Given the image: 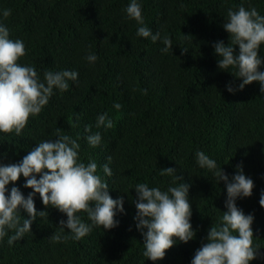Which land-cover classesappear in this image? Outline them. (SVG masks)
<instances>
[{
	"label": "trees",
	"instance_id": "1",
	"mask_svg": "<svg viewBox=\"0 0 264 264\" xmlns=\"http://www.w3.org/2000/svg\"><path fill=\"white\" fill-rule=\"evenodd\" d=\"M128 2L0 0V13L10 9L8 17L0 15V22L9 28L11 39L25 44L19 63L34 66L41 77L46 69L79 73L77 81H69L68 90L54 91L20 134H0V164L18 163L39 141L55 139L59 128L78 140L80 160L96 161L109 194L124 198L116 227H93L80 240L53 241V235H67L60 226L66 214L46 208L36 194V210L46 212L37 214L31 231L12 245L4 237L0 264H190L206 242L208 229L226 210L227 195L223 181L196 165L197 150L215 159L229 177L239 165L253 179L252 194L238 198L236 204L254 216L253 245L260 249L250 264H264V207L259 204L264 191V95L256 81L227 91V84L236 88L242 78L230 69L220 70L213 49L214 42H229L223 28L229 8L243 4L264 15V0H140L145 24L172 40L166 53L160 50L161 40L136 36L138 25L123 11ZM89 52L97 56L94 64L85 59ZM260 55L264 56V45ZM114 102L121 108L115 109ZM103 112L113 121L106 131L95 127L97 114ZM97 130L102 140L93 148L85 137ZM105 163L111 176L103 173ZM167 167L174 173L162 175ZM173 176L189 184L195 236L177 241L163 259L153 262L143 256V236L134 220V186L166 188ZM24 180L21 175L6 187L15 185L27 197L32 189L23 186ZM20 215L22 222L27 214L21 209ZM81 219L89 222L86 213Z\"/></svg>",
	"mask_w": 264,
	"mask_h": 264
},
{
	"label": "clouds",
	"instance_id": "2",
	"mask_svg": "<svg viewBox=\"0 0 264 264\" xmlns=\"http://www.w3.org/2000/svg\"><path fill=\"white\" fill-rule=\"evenodd\" d=\"M123 11L126 19L134 20L138 27L136 36L150 38L152 42L161 40L164 47L161 52L172 48V40L153 33L144 21L140 0H129ZM3 17L10 15V9L0 13ZM223 28L229 33V42L217 41L213 44L217 55V66L220 70H229L236 77L242 78L234 88L226 85L227 91L243 89L245 85L256 81L259 91L264 95V56L260 48L264 45V15L255 7L227 10ZM238 46V52L235 50ZM186 50V49H185ZM26 54L24 41L11 39L9 28L0 22V134H20L30 116L38 115L49 102L54 91H66L69 81H77L76 70L46 69L41 77L37 69L18 61ZM85 59L94 64L96 54L89 52ZM113 107L121 105L114 102ZM113 121L107 112L98 113L95 127L111 128ZM86 131H89L86 126ZM87 143L95 148L102 140L99 130L85 137ZM80 144L57 128L55 139L41 140L27 152L18 163L0 164V242L7 236L8 245L22 238L31 231V225L37 214L33 197L39 194L41 202L47 207L58 209L66 214V220L60 221L61 231L67 229V235H53V241L71 238L80 240L93 227L112 229L119 224L115 219L117 213H123V196L113 198L109 186L97 172L95 160L85 163L79 159ZM195 163L201 169L212 172L217 182L223 181L226 187V210L221 211L219 223L212 225L207 232L206 242L196 249L190 264H250L259 254V246L253 245L254 216L245 214L236 204L238 198L248 197L254 187L253 179L246 176L242 166L229 177L217 161L210 158L203 150L194 154ZM110 162L112 157L109 156ZM103 173L112 175L108 163L103 166ZM174 168H162L161 174H173ZM25 178L24 187L32 191L25 197L20 189L13 185L20 176ZM182 177L173 176V183L166 188L137 183L134 186L136 208L134 220L136 228L143 236V256L155 262L163 259L166 250L177 241L188 242L195 236L190 217L192 215L189 200V184ZM259 204L264 207V191L260 194ZM21 209L27 214L21 222ZM86 213L88 221L81 219ZM15 230L9 235V230Z\"/></svg>",
	"mask_w": 264,
	"mask_h": 264
}]
</instances>
